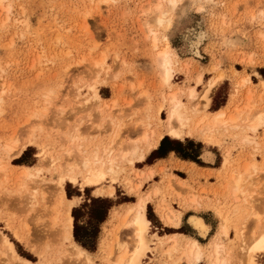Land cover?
I'll list each match as a JSON object with an SVG mask.
<instances>
[{"label": "rangeland", "instance_id": "rangeland-1", "mask_svg": "<svg viewBox=\"0 0 264 264\" xmlns=\"http://www.w3.org/2000/svg\"><path fill=\"white\" fill-rule=\"evenodd\" d=\"M160 1H0V234L7 235L18 253L34 264H78L65 253L63 248L68 244H58L61 227L52 221V199L58 179L56 165L66 160L74 163L79 144L81 149L92 151L104 148L114 139L124 144L139 143L147 127L163 129L160 118L167 116L164 96L171 92L163 83L158 64L159 51L164 46L169 45L178 56L172 84L182 89L180 96L186 104L191 102L186 97L190 87L196 86L201 94L212 79L222 74L211 92L208 110L229 104L227 115H230L237 113V107L245 108L247 103L250 109L245 114L254 116L264 110L261 83L264 81V0H183L169 25H159L156 21L159 11L168 8L166 0ZM162 2L164 5L159 7ZM154 32L159 39L158 47L154 44ZM196 44L200 54L193 48ZM247 75L250 83L243 84L242 79ZM199 76L202 81L197 83ZM249 89L252 97L248 102ZM162 105L164 109L159 112ZM144 121L149 125L141 126ZM235 129L220 134V146L207 145L196 138L175 139L184 144L189 140L200 144L194 148L200 164L192 161L191 166L174 163L144 166L151 154L134 166L124 162L116 175L113 195L98 196L94 186L83 187L66 181L67 195V190L73 194L68 197L80 198L75 207L90 203V197L113 202L129 199L110 208L100 226L95 250L78 242L73 228L76 242L92 254L95 264H113L108 249L114 235L120 231V240L124 242L130 239L131 232L121 224V217H112L113 211L122 213L127 203L137 201L139 195L156 186L158 193L148 204L155 213L153 221L148 216L151 238L158 241L154 233L178 232L199 239L204 253L197 264H210L213 242H221L228 251V264H246L247 251L264 228V126L256 133L242 127ZM30 134L37 143L20 156L7 159L5 144L12 139L24 140ZM246 135H252L259 144L243 141ZM69 149L73 150L72 157L67 153ZM22 156L26 163H18ZM225 156L231 163L227 168L222 167ZM53 157H60L55 167L51 164ZM10 162L13 165H8ZM19 165L33 166L37 177L18 178L16 175L22 170L16 167ZM247 166L250 168L246 171ZM173 167L183 172L172 171ZM149 168L155 174L143 180L139 173ZM9 170L16 173L13 171L11 177ZM235 170L244 175L246 200H236L230 194L229 175ZM171 174L186 180V188L180 194L168 186ZM110 180L102 185L107 187L112 183ZM128 180L134 184L142 180L143 184L139 190L131 191ZM193 194L197 196L195 200ZM164 202L180 213L179 228L163 222L159 206ZM87 211L88 208L83 209L81 223L88 221ZM194 213L211 224V236L201 237L190 225L188 219ZM223 225L228 227L227 234L222 232ZM13 228L21 236H27L30 230L35 247L18 239ZM180 228L186 232L179 231ZM179 239L178 251L171 255L165 248L151 243L143 264H174L187 243L185 237ZM178 262L194 264L185 258ZM0 264H19L4 251L1 242ZM255 264H264V252L255 254Z\"/></svg>", "mask_w": 264, "mask_h": 264}, {"label": "bare ground", "instance_id": "bare-ground-1", "mask_svg": "<svg viewBox=\"0 0 264 264\" xmlns=\"http://www.w3.org/2000/svg\"><path fill=\"white\" fill-rule=\"evenodd\" d=\"M0 1L2 2V0ZM166 1L167 4L166 3L165 4L168 6V8L165 7L166 9L160 10L159 14L157 15L156 21L159 25H163L165 23L169 25L171 23V16L175 14L174 12L180 9L183 3V0H166ZM162 4L163 2L159 4V7H161ZM167 26H165V29ZM156 34L157 33L154 34L155 46H157L159 40ZM193 48L194 50L196 49L195 52L197 54H200L198 49V44L194 45ZM177 57H178L177 54L170 48L169 45L164 46V48L159 51L158 64L162 70L163 83L171 88V92H169V94L167 93L168 95L164 96L167 116L166 118L163 117L160 118V121L163 122L162 130L161 129L156 130L153 128L151 130L149 127H147L143 133L142 138H140L141 141L140 142L138 141L139 143L132 142V143L124 144L125 142L122 143L123 142L122 140H121L122 142L119 141L117 142L114 139L112 140V142H110L109 145L105 146L104 148H96V149H92V151L81 149L80 148L81 145L79 144L78 145L79 152L77 156L78 159L74 163H70L69 160H66L65 163H60V164L57 163L58 165H56L55 167V164L57 160L60 159V157L57 158L53 157L51 159V164L54 165L58 173V179L55 185V188H57V192L55 194L54 199H52L53 200L52 213L54 214L52 221L55 225H60L61 227L58 233L60 237L57 235L58 244L59 245H61V243L62 245L68 244L67 245L68 247L63 249L67 254V256L72 258L78 264H95V262L92 257V254L87 249H85L80 244H78L74 239L73 236L74 217L72 215V209L73 207L78 205L80 198L68 197L64 187L66 181L68 183L69 182L72 183L73 185L80 184L83 187L94 186L95 187L94 192L98 196H101L105 193H107L108 195H113L115 192L114 183L116 181V175L123 169L122 164L124 162H129L132 166H134L136 162L142 163V161H144L149 156V154H151L154 150H156L159 147L162 139L165 136H170L171 138L180 139V140L186 138H196L206 144L214 143L215 145L220 146L222 139L220 140L219 136L222 132H227L232 128L238 129L242 127L252 131L253 133H256L257 131H259L260 128L264 126V110L260 111L257 115L254 116L250 115L251 113L245 114L250 109L249 107L250 105L248 103L246 104L245 108L243 107L242 110H240L241 106L237 107L236 108L237 113L230 115H227V109L229 108V104L224 105L216 110L207 109L211 103V92H213L212 91L213 89L215 90V87L222 79L223 77L222 74L212 79L201 94H199V92L196 90V86L190 87L187 90V95L186 94L185 95L186 97H188V99L191 102L189 104H186L181 97L182 95L180 96V92L182 89L181 90L176 89L173 87L172 84L174 78V70H175L174 66L176 65ZM258 75L260 76V74ZM201 81H202V76H199L197 78V83H200ZM242 83L249 84L250 77L248 75L243 77ZM261 83L262 86L264 87V81H262ZM1 95L2 94H0V100L2 99ZM251 97H252V91L251 89H249L246 100L249 102V100H251ZM162 109H164L163 105L159 108V112L162 111ZM143 125H149V123L144 121L141 123V126ZM243 141H245L246 143L248 142V143L259 144V142L255 138H253L252 135H246L243 138ZM35 143H37V141L35 140L33 134H30L24 140L12 139L10 142L5 144L4 152L7 155V159L16 158L20 156L29 146L34 145ZM67 153L69 156L72 157L73 150L69 149L67 150ZM229 163H230L229 157L225 156L224 161L222 163V167L227 168ZM8 165H13V164L12 162H10L8 163ZM16 167L22 169L21 172H19L18 174L19 176L18 175L16 176L23 180L34 179L38 175L36 172L37 170L36 171L32 170L33 166L19 165ZM249 168L250 167L247 166L245 170L247 171ZM13 171L14 170H9L8 175L11 176L16 173L15 171H14L15 173ZM229 173L231 174V172ZM154 174H155V170L153 168H149L147 171L140 172L139 176L143 178V180L144 179L147 180L152 178ZM229 177H230L229 183L231 184V193L230 191L229 193L232 194V196L236 200L238 199L246 200L248 194L245 188L243 189V181H244L243 173L236 172L235 170L232 171V174L231 176L229 175ZM108 179H111L110 181L112 183H110L107 187L103 186L102 184ZM128 182L131 191L139 190L143 184L142 180L135 184L131 180H128ZM168 186L172 191H175L178 194H180L181 191L184 188H186V180L171 174L170 179L168 180ZM45 193L46 192L43 193V198H45ZM156 193H158V188L155 186L148 193L144 195L143 194L139 195L137 201L133 203H127L122 213L118 212L117 210L113 211L112 217L113 218L121 217V224L126 227H129L131 230L130 239H128V241L125 240L123 242L120 240V231H117V233L114 235V238L112 239L108 249L109 250L108 254L110 255V258H112L113 264H143V258L147 255L148 251L150 250L152 245L151 243L158 244L160 247L165 248L166 252L171 255L173 252L178 251V247L180 246L179 237H185L187 239V243L185 245V250L183 251L182 256L179 257L178 260L185 258L186 260L194 264L201 262L204 253L203 243L199 239L194 238L193 236L187 234L184 235L182 233L176 232L165 235H157L156 233H154L153 236L157 237L159 239L158 241H155V239L150 237L151 235L149 230H150L151 221L147 215V207L150 199ZM196 197L193 194L192 199L195 200ZM164 203L165 204L159 206V214L163 219V222H165L167 226H172V228L181 226L180 213L177 210L173 209L172 207L166 205V202ZM46 207L47 206H45V208ZM188 221L190 225L198 232V234L201 237L207 238L211 236L209 235L211 231V224L202 215L198 213L191 214L189 216ZM227 228L228 227H226V225L222 226V232L224 234L228 233ZM27 231H26L27 236H21L18 234V232L14 230L15 235L17 236L18 239L26 240L27 244L30 245V247L34 248L35 244L33 239L31 238L30 230ZM0 242H1V246L4 248V251L7 252L9 256L12 257V259L17 261L19 264L21 263L34 264L32 261L24 258L18 253L15 247V243L7 235L0 234ZM257 252H264V228H262V230L260 231V234L255 239V242L249 247L247 251L246 264H255V254ZM227 255H228V251L223 243L213 242V258L211 259L210 264H228L229 260L227 259ZM178 260L176 261L178 262ZM176 261L174 262V264L177 263Z\"/></svg>", "mask_w": 264, "mask_h": 264}, {"label": "trees", "instance_id": "trees-1", "mask_svg": "<svg viewBox=\"0 0 264 264\" xmlns=\"http://www.w3.org/2000/svg\"><path fill=\"white\" fill-rule=\"evenodd\" d=\"M199 145L200 144H196L192 140H189L187 144H184L182 141L171 139L170 137H165L162 140L160 146L151 153L146 162L150 163L154 160V158L163 157L168 152L175 151L181 158L192 160L200 164L201 161L197 159V154H195L196 151L194 150L195 146ZM23 156L18 159V163H26V161H24L23 159ZM177 173L181 176H184V174L181 172ZM67 192L69 196L73 195L69 190H67ZM77 195H80V192H78ZM90 199V203L85 202L81 205V207H75L73 209L74 236L75 239L83 246L90 250H95L99 233L101 231L100 226L106 220L110 208L117 203L129 201V199H124L121 202H113L108 198L90 197ZM85 208H88V221L86 223H81L80 219L84 215L83 209ZM148 216L151 221H153L155 213L152 205H149L148 207ZM166 229H168V231H174L170 228ZM179 231L186 232L182 228H180Z\"/></svg>", "mask_w": 264, "mask_h": 264}, {"label": "crops", "instance_id": "crops-1", "mask_svg": "<svg viewBox=\"0 0 264 264\" xmlns=\"http://www.w3.org/2000/svg\"><path fill=\"white\" fill-rule=\"evenodd\" d=\"M210 144L211 143H209L207 145H210ZM203 152H204V150H203ZM203 152H202V154H203ZM201 157H202V155H201ZM202 159L204 160L203 157H202ZM211 160H213V159H211ZM215 160H216V157H215ZM171 163H174V164H177V165L185 164V165H188V166H191L193 164L192 160L183 159L180 156H178V154L175 151H170L167 154H165V156H163V157L154 158V160L152 162L146 163V164H144V166L148 165V167H155V166L162 165V164L170 165ZM208 163H212V162H208ZM207 167L211 168V166H207ZM172 171H181V172H183L182 169L177 168V167H173ZM156 177L159 178L160 175H156Z\"/></svg>", "mask_w": 264, "mask_h": 264}]
</instances>
